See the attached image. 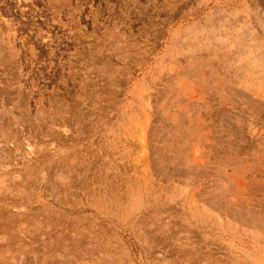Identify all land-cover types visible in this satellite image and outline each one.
Listing matches in <instances>:
<instances>
[{
	"label": "rangeland",
	"instance_id": "rangeland-1",
	"mask_svg": "<svg viewBox=\"0 0 264 264\" xmlns=\"http://www.w3.org/2000/svg\"><path fill=\"white\" fill-rule=\"evenodd\" d=\"M0 264H264V0H0Z\"/></svg>",
	"mask_w": 264,
	"mask_h": 264
}]
</instances>
